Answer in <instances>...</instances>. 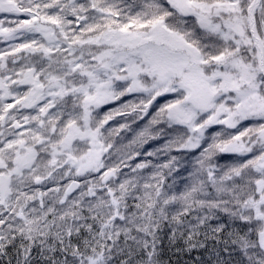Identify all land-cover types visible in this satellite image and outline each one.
Returning <instances> with one entry per match:
<instances>
[{
	"label": "snow or ice",
	"instance_id": "1",
	"mask_svg": "<svg viewBox=\"0 0 264 264\" xmlns=\"http://www.w3.org/2000/svg\"><path fill=\"white\" fill-rule=\"evenodd\" d=\"M0 264H264V0H0Z\"/></svg>",
	"mask_w": 264,
	"mask_h": 264
},
{
	"label": "trees",
	"instance_id": "2",
	"mask_svg": "<svg viewBox=\"0 0 264 264\" xmlns=\"http://www.w3.org/2000/svg\"><path fill=\"white\" fill-rule=\"evenodd\" d=\"M0 46H2V45H0Z\"/></svg>",
	"mask_w": 264,
	"mask_h": 264
}]
</instances>
